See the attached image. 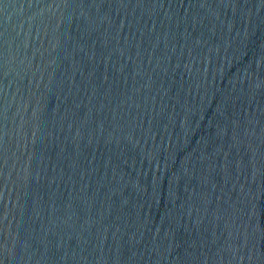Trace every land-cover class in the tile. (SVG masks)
<instances>
[{
    "label": "water",
    "instance_id": "water-1",
    "mask_svg": "<svg viewBox=\"0 0 264 264\" xmlns=\"http://www.w3.org/2000/svg\"><path fill=\"white\" fill-rule=\"evenodd\" d=\"M0 264H264V0H0Z\"/></svg>",
    "mask_w": 264,
    "mask_h": 264
}]
</instances>
